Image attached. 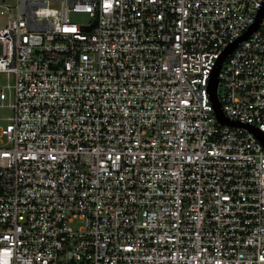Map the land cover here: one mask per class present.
I'll use <instances>...</instances> for the list:
<instances>
[{"label":"built area","instance_id":"2783aa9c","mask_svg":"<svg viewBox=\"0 0 264 264\" xmlns=\"http://www.w3.org/2000/svg\"><path fill=\"white\" fill-rule=\"evenodd\" d=\"M0 7V264H264V0Z\"/></svg>","mask_w":264,"mask_h":264},{"label":"water","instance_id":"95a60500","mask_svg":"<svg viewBox=\"0 0 264 264\" xmlns=\"http://www.w3.org/2000/svg\"><path fill=\"white\" fill-rule=\"evenodd\" d=\"M263 15H264V8L261 10L259 18H258L256 24L240 40H243L244 38H247L254 30L257 29V27H258ZM236 46H237V43L232 45L231 47H229L228 50L224 53V55L219 59V62H218L217 66H216V68H215V70H214V72L212 74V77H211V80H210V84H209V91H210L211 99H212L216 114L218 116V119L222 123L230 124V125H234V126H244V127L251 128L264 141V133L261 132L259 129L251 126L250 124H246V123H243V122H240V121H236V120H231L230 118H228L225 115V113H224V111L222 109V105H221V102H220L219 97H218L219 72H220V69L222 67L223 60L227 57L228 54H230L232 52V50Z\"/></svg>","mask_w":264,"mask_h":264},{"label":"rangeland","instance_id":"374dc122","mask_svg":"<svg viewBox=\"0 0 264 264\" xmlns=\"http://www.w3.org/2000/svg\"><path fill=\"white\" fill-rule=\"evenodd\" d=\"M3 1L7 3L14 2V0H0V3ZM7 16L8 14L6 13V10L3 7H0V24L5 23ZM71 18L73 21L78 22L79 24H88L92 22V17L90 16V14L84 11L72 12ZM12 115H13V111L11 108H0V118L2 119V124H5L7 122L6 120Z\"/></svg>","mask_w":264,"mask_h":264}]
</instances>
